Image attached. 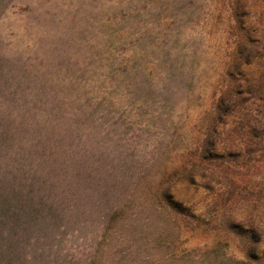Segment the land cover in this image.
Listing matches in <instances>:
<instances>
[{
  "label": "rangeland",
  "instance_id": "rangeland-1",
  "mask_svg": "<svg viewBox=\"0 0 264 264\" xmlns=\"http://www.w3.org/2000/svg\"><path fill=\"white\" fill-rule=\"evenodd\" d=\"M232 10L231 0H0V150L56 109L91 105L70 125L77 154L100 161L113 187L35 264H252L214 202L264 188V153L229 160L212 188L185 178L228 84Z\"/></svg>",
  "mask_w": 264,
  "mask_h": 264
},
{
  "label": "trees",
  "instance_id": "trees-1",
  "mask_svg": "<svg viewBox=\"0 0 264 264\" xmlns=\"http://www.w3.org/2000/svg\"><path fill=\"white\" fill-rule=\"evenodd\" d=\"M231 2L236 40L226 66L228 84L208 121L201 161L185 176L191 184L207 188L220 182L217 170L229 160L264 153V0ZM82 105L64 113L56 109L51 121L42 116L33 133L15 140L14 149L0 150V264L44 259L54 247L48 241L62 236L67 221L81 213L86 200L105 199L111 192V184L103 181L101 162L86 167L77 154L83 146L70 125L80 115L96 111ZM176 193L174 186L160 190L161 198L183 215ZM216 200L223 225L242 241L245 260L264 264V231L255 217L264 214V188L258 193L246 189L244 196H236L235 188Z\"/></svg>",
  "mask_w": 264,
  "mask_h": 264
}]
</instances>
